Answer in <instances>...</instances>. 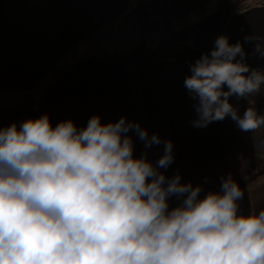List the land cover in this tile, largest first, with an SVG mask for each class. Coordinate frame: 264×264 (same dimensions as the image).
<instances>
[{"label": "clouds", "instance_id": "obj_1", "mask_svg": "<svg viewBox=\"0 0 264 264\" xmlns=\"http://www.w3.org/2000/svg\"><path fill=\"white\" fill-rule=\"evenodd\" d=\"M189 72L193 127L226 117L244 131L264 125L253 107L241 115L230 103L264 84L239 42L217 36ZM133 134L144 142L140 155ZM160 143L126 115L53 126L44 112L0 127V264H264V209L239 213L242 192L231 177L204 195L179 172L168 177L171 139L148 158Z\"/></svg>", "mask_w": 264, "mask_h": 264}, {"label": "crops", "instance_id": "obj_2", "mask_svg": "<svg viewBox=\"0 0 264 264\" xmlns=\"http://www.w3.org/2000/svg\"><path fill=\"white\" fill-rule=\"evenodd\" d=\"M142 1L0 0V108L9 104L15 114L3 116L22 120V117L43 114V111L29 115L16 113L20 112L18 105L22 101L34 98L32 90L46 83L48 89L56 70L62 67L70 70L81 61L102 58L69 72L50 99L43 101L45 91L41 101L53 126L67 118H72L78 126H85L95 113L101 114L103 122L126 115L128 120L146 128L149 135L156 132L161 137L159 145L147 149L152 161L162 155L164 141L172 140L174 161L166 170L162 169L168 177L179 172L182 182L202 186L201 195L209 190L219 191L222 181L231 177L244 193V181L251 179L248 172L256 156L252 133L233 125L230 117L211 122L207 127H193L195 101L188 95L184 79L190 74V63L211 50L214 33L228 24L229 19L225 17L230 12L234 17L228 38L241 44L243 61L250 70L264 72V0H256L258 3L252 8H247L252 0H222L221 10L205 17L208 24L192 34L180 27L179 22L183 20L176 21L167 33L161 34L169 36L173 32L177 42L187 46L183 50L185 56L180 57L178 50L169 48L166 55L158 56L149 65V58L146 62L127 58L135 50L139 53L141 46L134 42L138 28L140 38L143 37ZM213 3L214 0L203 13L193 16H205ZM215 16L220 20L218 26L213 23ZM161 34L159 37L163 39ZM150 35L144 39L152 44ZM194 38L197 43L186 44ZM263 91L264 84L260 91L246 97L232 96L230 103H241L240 113L253 107L262 115ZM24 96L30 98L17 99ZM133 139L134 155L142 154L144 142L135 134ZM255 166L259 167L256 163ZM251 182L249 203L244 208V198L240 197L243 201L238 204L239 213L264 209V174ZM178 203L176 197L170 198V207Z\"/></svg>", "mask_w": 264, "mask_h": 264}, {"label": "rangeland", "instance_id": "obj_3", "mask_svg": "<svg viewBox=\"0 0 264 264\" xmlns=\"http://www.w3.org/2000/svg\"><path fill=\"white\" fill-rule=\"evenodd\" d=\"M257 3L258 2L256 0H252V2L248 5L247 8H252L255 5H257ZM222 6H223L222 0H214L213 5L210 8H208L205 16H203V15L197 16V17L193 16L190 19L180 21L179 22L180 27L184 28L186 30V32H188L190 34H192L191 32H198V30H200V28H204L208 24L206 18L211 14L219 12L221 10ZM243 7H245V5L241 6V9ZM231 13L232 12L227 13V15L225 17V19H229L228 24L223 26V27H219L215 31L214 41H215L216 37L221 35V34H224L227 37H229V29L231 26V21L233 20V17H234V15ZM138 18H139V16H137V20H138ZM219 22H220V20L215 16L213 23H215L216 26H218ZM189 29H192V30L189 31ZM136 33H137V37H136V40L134 43H137V45H141V46H139L140 48L138 47L139 53H137L135 50L132 53L127 54V56H128L127 58H129L130 61L134 60V58L136 57V59L139 62H146V59L149 58V60H150V61H148V65H149L150 63H153L152 60L153 59L156 60V58H158V56L166 55V53L168 51H170L169 48H174L175 50H178L177 52H178V55L180 57L185 56V53L183 50L187 49V46H185L184 44L178 43L176 38H175V35L172 34L173 32H170L169 36L164 34V33L161 34V32H157L156 34L150 35L151 36L150 41L153 45L149 44L148 40L144 39V37H142V39L140 38L139 28H138ZM160 34L163 36V39L159 37ZM141 36H142V32H141ZM166 38H168V39H166ZM229 42L233 43L232 39H229ZM194 43H197V42H195V38L191 39V40H187V42H186L187 45H193ZM143 46H144V48H143ZM107 47H108V49H106V50L109 51V46H107ZM114 47H116V46H114ZM135 49H137V48H135ZM92 53H95V51H92ZM60 70L65 71V68L62 67V69H60ZM68 72L71 73L74 71H68ZM53 79H55V78L53 77ZM65 79H66L65 76L60 77V79H55V82H57V84L54 87L53 91L50 93L49 99L53 95V93L56 90V88L58 87V85L60 83H62ZM46 85H47V83H46ZM46 85H40L39 88L37 87L30 92L33 94L34 98H30V96H24V97L17 98V99H27V98H30V99L22 101L18 105L20 108V112L18 111V113H16V114L29 115L30 112H40V111L45 112L46 107H44L42 105L41 98H42L43 94L45 93V91L46 90L48 91ZM31 89H33V86H31ZM21 91H24V90H20L18 92H21ZM21 93H25V92H21ZM26 93H27V91H26ZM263 93H264V91H263ZM230 100H233V99L230 98ZM35 101L36 102L41 101V102H37V104H35L34 103ZM43 101H45V100L43 99ZM233 106L236 107L238 109V111L242 108L241 103H233ZM240 114L242 115L243 113H240ZM0 115H1L0 116V118H1L0 119V127H3L7 124H10L13 121L22 122L24 120V117H22V120H19L18 117H15V116H13L12 119H6L3 116V115H5V116L15 115L14 111H13V107H10L9 104L0 108ZM258 115H260V114H258ZM262 115H264V114H262ZM233 122H234L233 125H237V123L234 120H233ZM245 132L252 133L253 139L255 141V146H257V147H256V156H254V158L252 159V161L250 163L251 170L248 172V175L251 177V179H247L244 181L246 185L244 187V193H242V196H241L242 198H244V208H246L245 206H247L249 203V198H250L249 195L251 194V190H252L251 180L256 179L258 177V175L260 174V172L264 170V125H261L255 129L248 130ZM255 163L259 165L258 168L255 166ZM242 201H243V199H241V200L239 199L238 204L241 203Z\"/></svg>", "mask_w": 264, "mask_h": 264}, {"label": "built area", "instance_id": "obj_4", "mask_svg": "<svg viewBox=\"0 0 264 264\" xmlns=\"http://www.w3.org/2000/svg\"><path fill=\"white\" fill-rule=\"evenodd\" d=\"M212 0H143L140 10L143 15L144 38L165 32L179 20L203 13Z\"/></svg>", "mask_w": 264, "mask_h": 264}, {"label": "trees", "instance_id": "obj_5", "mask_svg": "<svg viewBox=\"0 0 264 264\" xmlns=\"http://www.w3.org/2000/svg\"><path fill=\"white\" fill-rule=\"evenodd\" d=\"M102 58H93L90 60H86V61H81L79 63H76L72 68H70V70H56L54 72V78L55 79H60V77H64L66 76L69 72L68 71H73V70H78L81 68H85L88 67L92 64H94L95 62L101 61ZM55 79L48 85V91L45 94V99L49 98L50 93L53 91L54 87L56 86L57 82H55Z\"/></svg>", "mask_w": 264, "mask_h": 264}, {"label": "water", "instance_id": "obj_6", "mask_svg": "<svg viewBox=\"0 0 264 264\" xmlns=\"http://www.w3.org/2000/svg\"><path fill=\"white\" fill-rule=\"evenodd\" d=\"M260 174H264V170L260 172Z\"/></svg>", "mask_w": 264, "mask_h": 264}]
</instances>
